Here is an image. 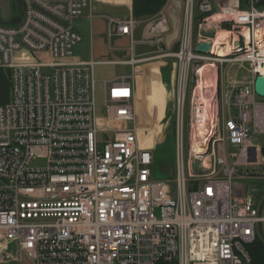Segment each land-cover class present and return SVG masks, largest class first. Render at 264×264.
<instances>
[{
	"label": "built area",
	"instance_id": "obj_1",
	"mask_svg": "<svg viewBox=\"0 0 264 264\" xmlns=\"http://www.w3.org/2000/svg\"><path fill=\"white\" fill-rule=\"evenodd\" d=\"M92 2L21 0V20L0 25L11 89L0 105V264H253L264 196L246 195L242 181L264 170L258 130L249 133L264 77V0H185L178 48L161 56L177 66L168 181L154 179L141 139L135 75L99 80L97 62L74 57L76 23ZM143 23L144 44L170 31L163 11ZM140 24L110 18L109 36L132 39ZM220 32L225 55L214 52ZM202 43L209 54L197 52ZM228 66L236 72L221 77Z\"/></svg>",
	"mask_w": 264,
	"mask_h": 264
},
{
	"label": "rangeland",
	"instance_id": "obj_2",
	"mask_svg": "<svg viewBox=\"0 0 264 264\" xmlns=\"http://www.w3.org/2000/svg\"><path fill=\"white\" fill-rule=\"evenodd\" d=\"M13 6L9 11V22H6L4 26H12V22H19L22 17V9L18 0H12ZM22 6V3H21ZM184 10L185 0H170L165 8L164 14L166 15L170 27L169 33L165 34L159 39L155 45L144 44L141 41V32L144 28L143 25L137 30L134 37L135 43L124 42L122 45H114L115 52L106 53L105 59L112 61H127L131 58L140 59L150 55L162 54L167 52L176 51L178 47H175L180 42L182 36V29L184 23ZM95 12H98L94 8ZM99 21V20H98ZM97 21V22H98ZM101 21V20H100ZM87 25V24H86ZM97 50L104 49L103 45H96ZM165 46V48H163ZM174 47L176 49H174ZM127 49V50H125ZM74 57L78 60H88L91 58V40L90 35L86 33L84 41L74 49ZM163 62L164 76L168 83L165 86L166 90L171 89L167 94L164 88L159 83L158 79L152 84L151 79L147 77L146 70L151 69L159 75L161 70L160 63ZM211 67V66H210ZM210 69V68H209ZM206 71L207 82L210 79V70ZM214 70L213 68H211ZM237 67L228 66L220 71L227 73L230 72L233 75L236 72ZM96 75L100 78H113L116 75L128 74L130 75L132 70L126 66H113V65H100L96 67ZM136 88H137V119L138 125L141 131V139L146 147L153 151L155 157H157L158 164L155 160V165L152 170L154 173V179L158 181H168L174 173V150L176 148V136L174 126V98L176 94V75L177 66L176 60L173 58L153 60L145 63H140L135 66ZM247 76L243 70L239 73L238 78L242 80V77ZM223 79L221 78V82ZM168 97V99L166 98ZM100 99V95L98 96ZM203 98V97H201ZM206 97H204L205 99ZM263 99L264 98H260ZM259 99V100H260ZM188 108L186 109V124L188 121ZM187 132H193V128L187 129ZM194 133V132H193ZM192 137V135H190ZM189 137V138H190ZM255 144H259L260 147H264V136L257 135L253 139ZM259 177L242 181L245 184V194L252 195L255 198H261L264 196V170L257 168L255 171ZM250 186H253L252 188ZM262 239V237H261ZM263 241V239H262ZM264 242V241H263Z\"/></svg>",
	"mask_w": 264,
	"mask_h": 264
},
{
	"label": "crops",
	"instance_id": "obj_3",
	"mask_svg": "<svg viewBox=\"0 0 264 264\" xmlns=\"http://www.w3.org/2000/svg\"><path fill=\"white\" fill-rule=\"evenodd\" d=\"M168 3L169 0H93L91 8L88 9L85 13V16L76 23V29L83 38L82 42L84 41V37L86 33L90 35L91 58L84 61L93 60L98 63L97 66L100 65L126 66V67H130L132 70L130 75L128 74L116 75L113 78H109V79L108 78L100 79L96 75L99 80H114L122 76L135 75L134 73L135 66L139 65L140 63H145L148 61H153L158 59L162 60L165 59L161 57L162 55L174 52L172 51L162 54L150 55L140 59H134L137 62V64L134 66L128 64H122V62L131 61L132 58L127 61H118V62L105 59L106 53L115 52V47H114L115 44L122 45L124 42L127 43L130 42V44L135 43L134 37L140 25H143L144 27L143 21L155 17L157 14H159L162 11L165 12V8L168 5ZM11 5L13 6L12 0H0V25H4L6 22L11 21L9 20V11L11 10ZM94 8L98 12H95ZM110 18L117 20H126L132 18L137 20L138 22H141V24L137 28L132 39L128 36L125 37V36L114 35L110 37L109 36ZM17 23L18 22L13 21L12 26L16 25ZM141 37H142V32H141ZM97 44H99V46L103 45L104 49L97 50L96 48ZM178 44L179 42L176 44L175 47H178ZM175 47L174 49H176ZM163 48H165V46H163ZM159 63H160L159 67L161 68V70L159 71L158 77L157 76L155 77V75L157 74L154 70L148 69L146 70V73H147V77L151 79L152 84H154L155 81L158 79L159 83L164 88L167 96V94L170 93L171 89L168 88V90H166L165 88V86H167L166 83H168L164 76L165 65L163 64V62H159ZM209 67L210 66L206 67L205 70L207 71ZM213 69L216 71L215 67H213ZM210 72H212V74L214 73L213 70ZM216 78L217 77L215 75V77L213 78L215 79V85H216ZM215 85L210 86L213 91L215 90L214 89ZM212 90L210 92H212ZM205 97L206 98L210 97L209 93L206 91H205ZM166 98L168 99V97ZM259 99L260 97L256 98V101L259 103V105L255 109L253 121L249 127V133H253L255 130H258V133L255 136L257 135L264 136V101H262L263 99L260 100ZM10 101H11V89L9 83V72L6 69L0 68V105L8 104ZM173 105H175V102ZM261 148L263 149L264 147Z\"/></svg>",
	"mask_w": 264,
	"mask_h": 264
},
{
	"label": "bare ground",
	"instance_id": "obj_4",
	"mask_svg": "<svg viewBox=\"0 0 264 264\" xmlns=\"http://www.w3.org/2000/svg\"><path fill=\"white\" fill-rule=\"evenodd\" d=\"M228 36H229V34H227L225 32H220L218 34V39L215 40V49H214V52L215 53H217L219 55H225V54H227L228 50L226 48H222L221 45L227 43L226 42V39L228 38ZM211 68L209 69L210 71H212ZM215 75H216V71H214L213 74L211 72L209 82L206 83V84H208L209 87L215 85V79H213L215 77ZM204 85L205 84L203 83L202 86H201V88H203ZM199 89H200V87H199ZM204 92H205V90H203V94H204ZM203 115H205V114H203ZM204 118H206V117H204ZM194 132H195V134H198V133H201L202 134V132H204V129H201L199 126H196V130Z\"/></svg>",
	"mask_w": 264,
	"mask_h": 264
},
{
	"label": "trees",
	"instance_id": "obj_5",
	"mask_svg": "<svg viewBox=\"0 0 264 264\" xmlns=\"http://www.w3.org/2000/svg\"><path fill=\"white\" fill-rule=\"evenodd\" d=\"M18 3L20 4V7L22 9L21 0H18ZM174 154H175V150H174ZM262 154L264 156V148L262 149ZM174 159H175V156H174ZM155 160H156V163L158 164L159 162L157 161V157H155ZM248 251L252 257L253 264H264V242L262 241L260 237L257 238L256 241L248 247Z\"/></svg>",
	"mask_w": 264,
	"mask_h": 264
},
{
	"label": "water",
	"instance_id": "obj_6",
	"mask_svg": "<svg viewBox=\"0 0 264 264\" xmlns=\"http://www.w3.org/2000/svg\"><path fill=\"white\" fill-rule=\"evenodd\" d=\"M196 50L198 53L209 54L211 50V44L209 43L199 44ZM254 91L259 97L264 98V77L259 76L256 78L255 83H254ZM263 205H264V201L262 203L261 209L263 208ZM259 233L264 241V234H263L261 225H259Z\"/></svg>",
	"mask_w": 264,
	"mask_h": 264
}]
</instances>
